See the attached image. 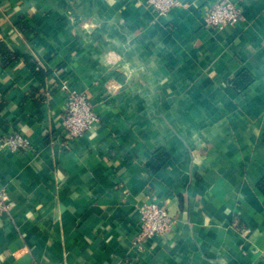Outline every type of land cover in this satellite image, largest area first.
Instances as JSON below:
<instances>
[{
    "label": "crops",
    "instance_id": "crops-1",
    "mask_svg": "<svg viewBox=\"0 0 264 264\" xmlns=\"http://www.w3.org/2000/svg\"><path fill=\"white\" fill-rule=\"evenodd\" d=\"M0 0V264H264V0ZM99 121L65 137L68 89ZM175 220L135 243L140 206Z\"/></svg>",
    "mask_w": 264,
    "mask_h": 264
},
{
    "label": "built area",
    "instance_id": "built-area-1",
    "mask_svg": "<svg viewBox=\"0 0 264 264\" xmlns=\"http://www.w3.org/2000/svg\"><path fill=\"white\" fill-rule=\"evenodd\" d=\"M145 4L160 15H167L181 5V0H144ZM243 19V8L232 0H219L212 3L205 15L206 23L217 28L236 25ZM99 121V114L85 91L68 89L65 102V137L69 141L84 135ZM32 141L18 128L9 129L0 135V150L18 152L31 147ZM13 203L8 186L0 180V220L10 213ZM139 230L135 243L146 238L166 233L175 220L168 208L156 200H145L140 206Z\"/></svg>",
    "mask_w": 264,
    "mask_h": 264
},
{
    "label": "trees",
    "instance_id": "trees-1",
    "mask_svg": "<svg viewBox=\"0 0 264 264\" xmlns=\"http://www.w3.org/2000/svg\"><path fill=\"white\" fill-rule=\"evenodd\" d=\"M258 187H259L260 191L264 194V176L260 179V181L258 183Z\"/></svg>",
    "mask_w": 264,
    "mask_h": 264
}]
</instances>
